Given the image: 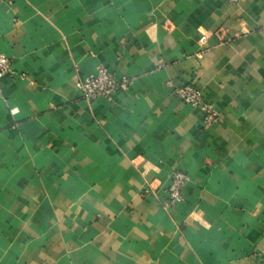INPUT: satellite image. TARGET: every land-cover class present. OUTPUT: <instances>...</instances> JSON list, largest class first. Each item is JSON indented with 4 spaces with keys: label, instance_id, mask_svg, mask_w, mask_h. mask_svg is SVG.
Returning a JSON list of instances; mask_svg holds the SVG:
<instances>
[{
    "label": "crops",
    "instance_id": "obj_1",
    "mask_svg": "<svg viewBox=\"0 0 264 264\" xmlns=\"http://www.w3.org/2000/svg\"><path fill=\"white\" fill-rule=\"evenodd\" d=\"M0 54V264H264V0H15Z\"/></svg>",
    "mask_w": 264,
    "mask_h": 264
},
{
    "label": "built area",
    "instance_id": "obj_2",
    "mask_svg": "<svg viewBox=\"0 0 264 264\" xmlns=\"http://www.w3.org/2000/svg\"><path fill=\"white\" fill-rule=\"evenodd\" d=\"M15 0H0V5L11 6ZM235 3L237 0H228ZM9 71V60L0 54V78ZM130 81L126 77L115 78L105 67H97L93 75L82 78L77 83V89L82 98L91 102L98 98L110 101L114 96L125 91ZM171 93L185 104L198 107L205 112L204 123L206 125L217 121L218 115L212 106L204 101L203 95L191 84H181L172 87ZM188 177L183 172H175L172 175L171 183L168 187V201L176 204L181 201V192L185 186Z\"/></svg>",
    "mask_w": 264,
    "mask_h": 264
}]
</instances>
